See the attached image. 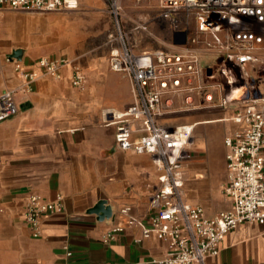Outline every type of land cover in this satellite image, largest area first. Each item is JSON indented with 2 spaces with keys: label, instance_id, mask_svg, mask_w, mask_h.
<instances>
[{
  "label": "crops",
  "instance_id": "0c3cea01",
  "mask_svg": "<svg viewBox=\"0 0 264 264\" xmlns=\"http://www.w3.org/2000/svg\"><path fill=\"white\" fill-rule=\"evenodd\" d=\"M79 1L77 13L10 15L11 23L0 25V35L7 40L10 35L4 28L18 26L40 29L59 45L67 41L74 45L76 35L89 26L104 31L103 40L93 44L90 52L69 50L45 57L36 53L35 45L46 36L25 37L31 46L29 53L17 47L0 52V92L19 89L15 98L18 114L0 123V264H160L152 261L166 258L167 245L155 237L142 239L138 227H127L104 242L114 225L125 223L119 215L121 208L130 206L135 217L148 220L149 199L159 182L152 157L116 149L115 128L103 124L107 110L125 111L133 104L132 82L110 69L105 1ZM10 12L19 11L0 9V17ZM99 14L101 22L94 25ZM16 50L23 52L21 62L28 71L40 72L41 58L68 59L70 64L61 68L59 79L39 77L25 92V82L6 61ZM75 69L85 76L83 87L73 83ZM260 89L264 98V75ZM244 97V91L235 92L228 100ZM233 112V107L206 108L162 121L194 126L183 193L186 201L202 206L209 217L233 205L223 191L227 182L225 138L240 128L229 120ZM32 193L48 201L61 195L65 204L63 213L42 217L39 238L33 237L23 217L25 201ZM101 200L113 210L110 219L91 213ZM206 264H264V228L256 223L239 225Z\"/></svg>",
  "mask_w": 264,
  "mask_h": 264
},
{
  "label": "built area",
  "instance_id": "2783aa9c",
  "mask_svg": "<svg viewBox=\"0 0 264 264\" xmlns=\"http://www.w3.org/2000/svg\"><path fill=\"white\" fill-rule=\"evenodd\" d=\"M104 1L110 69L130 78L134 101L125 111L107 110L103 124L115 128L116 149L152 157L159 182L149 199L148 220L135 217L132 208L125 206L119 211L125 223L114 225L104 242L127 227H138L142 239L155 237L168 247L166 258L152 263L206 264L239 225L256 223L264 228V98L260 89L264 0H156L157 19L174 32L175 49L143 45L145 40L155 41L150 23L128 24L124 0ZM79 7V0H0V9L19 12L75 11ZM12 54L6 61L25 82V92L39 77L59 79L61 68L70 64L68 59L41 58L40 72L28 71L22 58ZM72 79L83 87L85 76L79 69ZM241 91L244 99L228 100ZM18 92H0V123L18 114ZM230 107L234 112L229 120L240 128L225 138L227 182L223 191L233 205L229 211L209 217L202 206L186 201L183 193L184 165L191 156L194 126H171L162 121L181 113ZM64 210L61 195L48 201L32 193L25 201L23 217L33 237L39 238L42 217ZM67 256L72 252L67 250Z\"/></svg>",
  "mask_w": 264,
  "mask_h": 264
},
{
  "label": "rangeland",
  "instance_id": "374dc122",
  "mask_svg": "<svg viewBox=\"0 0 264 264\" xmlns=\"http://www.w3.org/2000/svg\"><path fill=\"white\" fill-rule=\"evenodd\" d=\"M123 7H124V15L125 20L129 22H149L150 23V29L153 33V37L155 38V41H149L145 40L143 42L144 44L150 43L149 46H152L154 48H167V49H175L173 43H174V32L170 28V26L164 22H161L157 19V16L159 14V8H158V2L156 0L147 1L144 3H137L135 0H124L123 1ZM102 9L99 10V13H101ZM80 12V11H77ZM74 12H66V13H77ZM83 13H86L83 11ZM9 15H6V17H0V25L2 23L9 24L11 23L10 15L13 16H25L28 14H44V13H29V12H10ZM88 16V15H85ZM100 16L102 14H99L95 17H99L95 20L94 25H97V23H100ZM94 22V21H93ZM86 27L81 30L76 35V43L74 45L68 44V41L66 43H57L56 39L51 40L42 30H25L24 28H20L18 26L16 27H10L8 29L4 28V32L8 31V34L10 35V38L7 40L4 38V36L0 35V52L5 53L9 52L12 48H24L29 53L31 51V46L29 44H26L24 42L25 37H44V40L41 41V43L37 42L36 53L43 54V56H52V55H61V54H67L69 50H72L73 53H77L79 51H87L90 52L93 48V44L96 42H100L104 38V31L100 32L97 31L96 28H90ZM3 31V29H2ZM1 33V30H0ZM3 34V32H2ZM189 35L193 36V33L189 31ZM46 38V39H45ZM33 41V40H32ZM35 42V41H34ZM33 43V42H32Z\"/></svg>",
  "mask_w": 264,
  "mask_h": 264
},
{
  "label": "water",
  "instance_id": "95a60500",
  "mask_svg": "<svg viewBox=\"0 0 264 264\" xmlns=\"http://www.w3.org/2000/svg\"><path fill=\"white\" fill-rule=\"evenodd\" d=\"M23 52L21 50L13 51L12 57L21 59ZM91 213L96 214L100 217V219H110L113 216V210L110 206H108L107 202L101 200L97 203V205L92 208Z\"/></svg>",
  "mask_w": 264,
  "mask_h": 264
}]
</instances>
